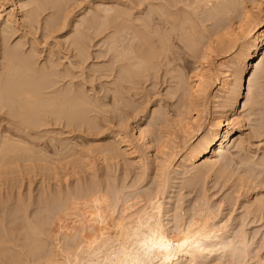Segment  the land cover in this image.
I'll return each instance as SVG.
<instances>
[{"label":"bare ground","instance_id":"1","mask_svg":"<svg viewBox=\"0 0 264 264\" xmlns=\"http://www.w3.org/2000/svg\"><path fill=\"white\" fill-rule=\"evenodd\" d=\"M66 1H34L26 5L29 7L26 11L15 1L11 2L9 11L4 2L0 3V33L3 34L0 44V191L1 195L6 194V199L0 201V264H264V256L261 254L264 238L259 243L256 242L257 232L247 229L250 222L264 219V195L256 193L254 199L248 195L241 205L238 204L244 209L243 212L240 210L241 213L238 216L236 214V218L225 216L226 220H221L219 215L225 205L233 203L232 197L226 196L227 198L212 203L209 194H205V189L202 191L201 184H198L205 181L207 172L209 174L216 167L221 170L219 172L224 173L227 170L225 159L234 161L236 154L239 155L235 151L244 149L247 144L244 131L247 110H243L247 109L248 101L254 100L255 88L259 90L260 97L264 96V87L258 83L260 73L264 72V25L255 18L261 10L262 0H253L255 6L251 9L246 7L248 3L245 4L243 0H153L151 7H154L152 10L156 16L155 21L153 19L154 31L151 32L153 38L148 33L151 36L148 39L147 32L145 34L142 29L140 33L137 30L134 33L144 41L143 46L149 45V50L145 48L137 52L132 44L128 47L119 46L116 38L122 28L121 24L119 30L108 36L112 41L109 52L113 51L112 56L115 57L113 65L119 62L120 68V73L115 74L113 83L111 82L113 85L109 82L113 86L109 102H102L100 96L90 95L84 87L88 80L84 64L90 55L85 43L78 37L70 44H75L77 60L73 61L68 57L70 62L67 66L53 50L42 57L37 41V44L30 41L31 44L28 42V45L19 41L12 45L13 31L23 26L29 30L35 26L38 27L37 30L43 27L46 32L43 34L48 36L57 33L60 27L69 28L72 25L75 31L83 26L89 27L90 17L86 14L81 20L76 17L72 23L62 14ZM99 6L103 7L104 24L115 23L120 19L125 24L124 28L129 30V20L126 19L128 12L120 4L102 2ZM50 9H55V12ZM47 11L50 12L44 19L43 15ZM3 15L5 16L2 17ZM151 40L153 43L150 44ZM241 40L246 43L245 46H239L241 49L239 48L236 60V69L239 70L235 71V92L232 96L229 95L230 98L225 103L227 109L224 111L229 115L226 120L228 126L238 125L237 132L233 128L222 132L221 117L215 118L196 144L192 142L193 138H189L184 142L182 150L178 148L181 156L179 162L176 161L178 164L174 163L173 158L179 153L175 152V147L169 148V145H173L177 128L185 135L192 134L194 127L197 126L196 131L199 128L195 123L201 116L202 101L208 97V85L213 78L210 75L212 60L219 54L232 51ZM192 59L201 61V70L187 89L185 71ZM112 68L108 69V74L113 72L111 76L115 73L110 71ZM149 71L159 76L162 72V79L168 81L164 82L174 83L187 99L179 104L182 108L179 106L178 111L176 110V117L173 116L175 120H170L168 114L153 112L152 115L155 114L156 117L154 121H158L156 124L163 126L158 127L161 136L157 137L151 131V140L146 141L149 130L140 129L136 142L143 145L147 155L143 152L145 156L139 155L138 163L133 166L128 164L124 174L122 173L123 177L109 178L105 173L101 176L98 169L95 170V160L102 162L100 164L104 166L108 161L120 165L118 158L124 151L127 154L137 152V145L128 137V119L119 104L124 100L130 104L131 99L126 94L134 89L135 86L131 85L139 77H146ZM78 77H82L83 83ZM76 79L81 81L75 82ZM246 84L247 92L244 95ZM176 86L172 90H176ZM228 90L229 86L222 84L221 92L226 93ZM244 96L246 102L239 113ZM92 112L106 115L112 113L118 118L119 131L111 134L108 144H97L83 153L76 150L71 145L72 142L66 143L54 136L55 132L58 133V128L55 127L62 123L71 127L75 122L92 126V129L93 126L97 127L98 120H95V116H90ZM190 113H194L196 117H187ZM201 128L200 126V130ZM217 157L224 158L225 163L222 165V162L216 160ZM199 162L203 163L202 167L205 166L206 172H203V168L199 174L198 171L195 173L197 175L192 180L190 178L191 184L194 187L198 185L199 191L196 189L198 197L187 207L183 196L177 192L187 185V179H181L182 176L199 170L201 166L190 171V167ZM247 162L252 163V160L248 159ZM80 164L87 167L84 169L91 176H88L90 180L87 182L83 180L81 168L79 170ZM255 165L256 169L257 166L263 168L264 159L254 163ZM62 169L68 171L64 175L65 180L60 177ZM252 169H249L251 175ZM246 171L245 169V174L248 173ZM255 173L257 175L256 171ZM260 175L261 173L259 178ZM75 177L76 185L70 187L68 178ZM241 177L236 179L240 181L239 189L246 190L245 186L249 181L247 177ZM254 177H248L253 179L250 180L252 185L258 179ZM38 178L42 182H39L42 184V192L38 198L30 190L26 197L23 194L16 202L12 201L10 197L13 193L9 195L11 185L12 189L15 187L18 190L16 188L19 186H25L27 182L30 186ZM254 186L255 189L257 186ZM239 189H235L236 198L242 195ZM248 191L251 190L248 188ZM230 213L232 214L231 211ZM249 217L252 221L248 223L246 220ZM55 227L56 231L53 230Z\"/></svg>","mask_w":264,"mask_h":264},{"label":"rangeland","instance_id":"2","mask_svg":"<svg viewBox=\"0 0 264 264\" xmlns=\"http://www.w3.org/2000/svg\"><path fill=\"white\" fill-rule=\"evenodd\" d=\"M12 1L17 2L18 3V6L21 7L23 10L26 11V10H29V7H27L26 5L29 4V3H31V2H34V1L47 2L48 0H12ZM12 1L11 0L10 1H8V0H0V3H3L4 2L3 4H4L5 8L8 9V11H9L10 10V4H11ZM147 1L145 0V2H144V0H139V1L138 0H134V1L133 0H70V1L67 0L66 1V3H67L66 6L67 5L68 6H67V8L65 6V9L63 10L62 14L65 15L67 19H70L71 23L74 22V20H75L76 17H78V19L81 20L83 18V16H85V14H86V15H88V17H90L89 18L90 19V26L89 27H84L83 26L78 31H75L72 25H70L69 28L68 27L67 28L60 27L61 29L58 30L59 32L57 31V33L55 32V33L51 34V35H54L53 37H51V35H49L50 36L49 37L48 34H43V33H46L44 31V29H42L43 27L41 29L37 30L38 27L35 26V28L32 27L29 30V28L26 27L27 28L26 29L23 26V28H25V29H23L22 27H20V29H18L20 31H18V30L13 31V34L15 36L12 34L13 37L11 36V42L13 43L12 45H14L15 43H17L19 41H22L23 43H26V44H28V42H29V44H31L30 41L32 42V44H34V43L37 44V42H38L37 45H38V47L40 46L39 49H41L40 51L43 53L42 54V57L46 56L49 51H52L53 50V52L58 57H61V59H63L62 62H64L65 65L67 66L68 65V62H70L69 61L70 59L73 60V61H75V59H76L75 56L78 53V51L76 50L75 44H73V46H70V44L72 45L73 40H77V37L79 39L83 40L81 42L82 43H85L86 47L88 48L89 55H90L89 56L90 58H88V60L84 64V68H85L84 71H85V74L88 77L87 78L88 80L86 81V83H88V84L84 83L85 84L84 87H86L88 89V93L90 95H92L94 97H98V98L100 96L102 102H109L110 101V98L112 96L111 89H113V86H111L109 84V82L111 83L114 80L113 78L117 75V73H120V71H119L120 68L118 67L119 62H115L114 63L115 65H113V60H115V57H114V55L112 56L113 51H112V53L109 52V47H110L111 42H112L111 39H109V37H110L109 35L112 34L115 30H119V25L121 24L120 28L121 27L122 28L120 29V32L118 33L117 38H116L117 43L118 44L120 43L119 46L122 45L123 47L124 46H127L128 47L129 44L130 45L132 44L133 47H134L133 49H135V47H136L137 52L140 49H145V48L147 50H149L148 49L149 45H148V47H146V45L143 46L142 43L144 41L141 38L136 37L134 35V33H136V30L140 33V30L141 29H142L141 31L144 30L143 32H145V31L147 32L148 39H149V37H151L153 35L152 33L154 31V24H155L154 21H155V17L156 16H154V11L152 10V8L154 9V7H151V4H152L153 0H147ZM243 1H245V4L248 3L246 5V7L248 6L249 9H251L252 7L255 6L253 4V2H252L253 0H243ZM102 2H104L105 4H118V5L120 4L121 7L128 12V14L126 16V19L129 20V23L127 24L128 27H130L129 30L126 29V28H124L125 27V24H124L123 20L120 21V19H119V21L118 20L115 21L116 24L115 23L104 24V20L102 18L103 15H104V11L102 10L103 7L102 6H99ZM48 6H50V5H48ZM26 7H27V9H26ZM89 9H91V10H89ZM260 9L261 10L259 12H257L258 15H260V16H258L256 14L255 15V18H257L258 20H260L261 23H262L261 25L263 26L264 25V0H262V4L260 6ZM50 10L52 12H55V9H50ZM49 12L50 11H47V13L43 15L44 16L43 17L44 19L47 18V14ZM148 14H149V16H148ZM4 16L5 15H3L2 17H4ZM256 16H258L260 18H258ZM44 19H43V21H44ZM153 19H154V21H153ZM1 20H2V18L0 19V22H1ZM122 22H123V24H122ZM41 24L42 23H40V25ZM145 25H148V26H145ZM114 26H116V29H114L115 28ZM152 26H153V28H152ZM145 27H146V30H145ZM85 29H86V31H85ZM209 29L211 30V26H209ZM35 30H37V31H35ZM27 32H28L29 35L27 34ZM35 32H37V33H35ZM132 32H133V34H132ZM146 32H145V34H146ZM148 33H151V36L148 35ZM122 35L124 36V38H123ZM127 35H128V37H127ZM22 38H23V40H20ZM34 38H35V42H34ZM135 38H137V39H135ZM151 38H153V36ZM2 39H3V34L0 33V44L2 43ZM154 39H152V40H154ZM45 40H47V41H45ZM48 40H49V42H48ZM121 40H123V41H121ZM152 40L150 41V44L153 43ZM241 41L243 42L242 45H241ZM241 41H239L238 46H236V48L232 49V51L228 52L227 54H225V53L219 54L218 56H216L212 60L211 67H210V69H211V74L210 75L213 78H211V81L212 82H209V85H208V89H209L207 91L208 97L205 100L202 101V107L200 109L201 110V112H200V115L201 116H199L200 122L198 120V122L195 123V126L196 125H199V128H197V131H196V127L197 126L194 127V132H196V133L192 132V134H190L192 136L191 137L189 134H186L185 135L183 131H178V128L176 130V129H174V126H172L173 129L176 130L177 132H175V135L173 137V145L170 144L169 145L170 146L169 148H171V146H173V147H175V152L176 153H179V155L177 154V156H175L173 158V160L175 159L174 160V163L179 162V158L181 156L180 151L182 150V147L184 145V142H186L189 138H193V141L192 142L196 144L200 140V138L202 137V135L204 134L205 130H207L211 126L212 121L215 118L218 119L219 117H221L220 119L222 121V127H221V131L222 132H225L229 128L230 129L233 128L234 129V132H237L236 129H237L238 125H234L232 127H229L228 126V121H226L229 115L226 112H224V111L227 109L225 107L226 106L225 103L227 102V99L230 98V96H232L231 94H234V92H235V87H236V85L234 84L235 81H236V79H235L236 78L235 71H238L239 70V69L238 70L236 69L237 68L236 67V60H237V56L240 53L239 50L241 49V47H239V46H245V43H246L243 40H241ZM40 42L41 43L43 42V43L41 44ZM55 44H57V45H55ZM90 44H91V46H90ZM115 44H116V42H115ZM135 44H136V46H135ZM148 44H149V42H148ZM58 48H60V49H58ZM47 49H50V50H47ZM70 49H71V51H70ZM114 54L116 55V53H114ZM113 57H114V59H113ZM64 58H66V59H64ZM200 62L201 61L198 60V59H192V60L189 61L190 64L188 63L187 70L185 71L186 79L188 78L187 81L185 79V82H188V83L185 84L186 85L185 88L189 89L190 88V85L189 84H191V82L196 78L195 76H197L199 74V72L201 70V63ZM120 65H121V63H120ZM110 67L111 68L112 67L114 68V69L112 68V70H110V71H115V73L112 74V76L110 74L113 73V72H111V73L108 74V69ZM117 71H119V72H117ZM153 73L154 72H152V71L150 73H147L146 77H143L145 79H143L142 77H139L137 79V81H134L133 85H131L133 87L135 86L134 89H132L133 88L132 87L131 88L132 90H130V92H129L130 94H126V97L129 96L128 99H131L130 100V104H129L128 101L126 102V100H124L125 102L122 100L123 102H120V104H119V107L121 108L122 113L124 114V116L126 115V117L128 119V132H127V134L129 135L128 136L129 139L132 142L134 141L133 144L134 145H137V148L135 146V151L137 149V152H135L133 154L130 153V152H128V154H127V152H125V151L123 152L122 151L123 154L121 155L120 158H118V161H120V165H117L116 162H113V163L111 162L110 163V161H108L109 163L108 162L105 163V166H104V164L103 165L100 164L102 162H100V161L98 162L97 160H95V165H96L95 170H97V169L99 170V171L97 170V172H99L98 173L99 175L102 176V174L105 173V175L108 174L107 177H109V178L110 177H113V176L114 177L115 176L123 177V174H124L125 169L127 168L128 164H129V166H133V164L135 165L136 162L137 163L139 162V155H140V157L147 155L146 154L147 152H144V149L145 148H142L143 145L140 144L141 145L140 146L139 143L136 142V138L139 136L140 129L141 128L144 129V130L146 129V131L149 130L147 132L146 141H150L151 140V134H150L151 131L154 132V134H156L157 137L161 136V130H160V128L163 127V126H158L156 124V122H158V121H156V119L154 121V117H155L154 115L155 114L152 115L153 112L154 111H157V112H160L162 114H164V113L165 114H168L167 116L170 118V120H175L176 110L181 107L179 104H181L182 101H184V100L187 99V97L183 95V91L180 88H179L180 89L179 90L174 83L172 84V82H171L169 84V83L164 82V81H167V79H165V78L162 79V77H163L162 72H160V76L158 74L154 75ZM173 74H175V73H173ZM161 75H162V77H161ZM106 77H107V79H106ZM78 78L81 79L82 80L81 83H83L82 77L81 78L78 77ZM79 79H76L75 82H77V80H79ZM81 80H79V81H81ZM258 83L261 84L264 87V72L263 71L260 73V76H259V79H258ZM222 84H226L227 86H229V90L226 93H222L221 92V90H222ZM236 84H237V82H236ZM174 86H176L175 87L176 90H172L174 88ZM232 86L233 87L235 86V87L233 88ZM246 88H247V84H246V87H245V90H244V95L247 92ZM108 91H110V93ZM170 92H173V93H170ZM255 92L256 93H254V94L256 96H254V100L252 99L251 102L248 101V103H247V109L243 110V108H242L244 102H246L245 101L246 100L245 96L243 97V99L241 101L242 104L240 105L241 107L239 109V113L242 112V110L244 112L247 110L245 112V114L247 116L245 123L247 125L245 126L246 128H244L245 135L247 137V144H245L244 149L242 148L244 151L243 150L235 151L239 155L237 156V154L234 152L236 154V157H237V158L234 159V161L228 159V160H230L228 162V160L225 159L226 160L225 167H227V170H224V173L219 172L221 170H219L216 167L215 169H213V171H210L209 174L207 172V175H209V176L207 177V175H206V179H205L206 182L204 180H202V182H199L198 183L199 185L201 184L200 185L201 186V190L203 191L205 189V194H207V193L209 194V195L208 194L207 195L209 197H211L210 198L211 199L210 201L212 203L218 202V201L222 200L223 198H227L228 196H231L232 197L234 204L237 202V205H234L233 203L232 204L230 203L231 204L230 205L228 203V205H225L224 206L225 209L222 210V212H221L223 214L221 215V213H220V215H219L220 216L219 218L221 220H226L225 219V216H226V218H228V217L230 218V216H231V218H233V216H235L236 214L238 216L241 212H243L242 210H244V209L243 208H240L239 205L242 204V202L244 201L243 199L246 198L248 195H249L250 198H253L254 196H256V193L257 194H260V195H264V186H263L264 185V182H262V181H264V180H262V179H264V178H262V177H264V173H263L264 172V167L263 168L262 167L260 168V166L259 167L257 166V169H256V165L254 166V163H259L262 160V158L264 159V96L263 97L262 96L260 97L259 96L260 94H258L259 90L256 89V88H255ZM95 93H96L97 96L95 95ZM184 97H186V98H184ZM261 102H262V104H261ZM123 104H125V105H123ZM128 105H130V106H128ZM100 114H101V116H100ZM127 114H128V116H127ZM91 115L92 116H95L96 117L95 120H98L99 121V122L97 121V123H98L97 124V127L93 126V129H92V126L91 127L90 126L88 127V125H86V124L79 125L80 123H78V122H75L73 124L74 127H73V125L71 127V126L67 125L66 123H62V124H60L61 126L58 125L57 127H55L56 129L58 128V130H56V131H58V133L55 132L54 133L55 134L54 136H56L57 139L60 138L61 140H63V142H66V143H71L72 142L73 144L71 143V145L76 150L81 151L83 153H84V151L85 152H88L89 149L93 148V146H97V144H98V146H103L105 144H108L109 143L108 142L109 139L113 135L112 133L119 131V127H118V124L119 123L117 121L118 118L115 117V115L112 114V113L111 114L108 113L106 115V114H103L101 112H92L90 114V116ZM174 115H175V117H173ZM192 115L195 116L194 113H190L187 117L190 118ZM116 118H117V120H116ZM112 119H115L116 121L115 120H112ZM111 121H113V122H111ZM198 123H200V124H198ZM64 126H66V127H64ZM200 126L202 127L201 130H200ZM158 127H160V128L158 129ZM60 129H62V130H60ZM156 130H157V132H156ZM100 131H101V133H100ZM60 132H62V133H60ZM72 132H74V133H72ZM96 132H97V134H96ZM158 132H159L160 135L158 134ZM162 136H165V135L162 133ZM64 140H66V141H64ZM248 140H249V142H248ZM74 144H75V146H74ZM155 145L158 146V144H156V143H155ZM139 147L141 148V150H140ZM155 148H156V146H155ZM178 148L181 149V150H179ZM177 150H179V151H177ZM143 152H144L145 155L143 154ZM125 153H126V155H125ZM153 157H155L154 154H153ZM121 158H122V160H121ZM242 159H243V161L244 160L245 161L244 162L241 161ZM248 159L249 160H252V163H248V162H250V161L247 162ZM216 160L218 162H222V165H223V163H225L224 158L217 157ZM219 160H221V161H219ZM253 161H254V163H253ZM257 161H259V162H257ZM96 162H97V164H96ZM245 162H247L248 165ZM242 164H243L244 167L242 166ZM250 164H251V167H250ZM196 165L194 167H190V171L191 170L198 169L201 166L200 169L199 170H196V172L195 171H191L189 174H187L189 176L186 175L187 177L186 176H182L181 179H183L184 177L187 179L186 180L187 181L186 182L187 185H185V187H184L183 190L178 189L179 191L177 192L181 196H183L182 198H184L183 200L185 201V203H186L185 205L187 207L190 206L191 205L190 203L191 202L193 203V201L198 197V192H196V189H197V191H199L198 185L196 186L197 188L194 187L193 184H191V182H190V178L192 180V178H194L197 174H199L200 172L203 171V168L205 169V166L202 167V165H203L202 162H199ZM246 165H247V168H246ZM78 167H79V170L81 168V171L80 172L83 171V173H82L84 175L83 180L85 182H87L88 180H90L89 178L91 176L89 175V172L86 173L87 170L85 171V169L87 167H84V164L83 165L80 164V165H78ZM245 169L247 170L246 172H248L246 174L244 172ZM249 169H252V172H253L252 175L253 176L251 175V170H249ZM117 170H118V172H117ZM197 171H198V173H197ZM255 171L257 172V175H256ZM192 172H193V174H192ZM203 172H206V169ZM60 173H61L60 174L61 175L60 177L62 179L64 178V180H65V176L68 173V171L65 172V169H62ZM62 173H64V174L62 175ZM195 173H197V174L195 175ZM260 173H261V175H260V178H259V174ZM111 174H113V175H111ZM121 174H122V176H121ZM213 174H214V176H213ZM239 175H240V177L242 176L241 178L247 177L246 179H248V181H249L248 182L249 184L247 185V187L251 190V191H248L249 194L247 192L248 188L246 186H245L246 190L244 188L243 189H239L240 181H237L236 180V179H238ZM243 175H245V176H243ZM88 176H90V177H88ZM240 177H239V179H240ZM248 177H252V178L254 177V179H257L258 178L260 180H258V179H257L258 181L257 180H254V183L252 185V182L250 180H253V179L248 178ZM226 181H228V182H226ZM39 182L42 183L40 181V179L38 178L30 186H29V183L28 182L27 183L25 182L26 183V184L24 183L25 186L23 185L22 187H20L19 185H17V186H19L18 188H16L18 190H15V187L12 189V185L10 183L11 187H9V195L11 196V194L12 193L13 194H12L11 197L9 195L8 196L10 198H12V201L13 202H16L18 200V198H20L21 196H23V194H25L23 197H26V195H28V193L32 191L33 192L32 195H35V197L38 198V195H40L41 192H42V188H41L42 184H40ZM68 182H71L70 183V187H74L76 185V177L74 179L73 178H68ZM255 182H256V185L255 186H257V187L254 189L253 186H254ZM259 182L262 183V184L259 185L260 184ZM213 183L214 184L216 183V186ZM236 184H237L238 187H236ZM190 185H192V186L190 187ZM226 185H227V187H226ZM192 188L195 190L193 193L190 192L191 190H193ZM0 189H1V187H0ZM65 189H66V186H65ZM235 189L236 190L239 189L240 192H241L240 194H242L241 197H238L239 199L236 198L237 197V194H235ZM241 190H244V191H241ZM216 191H217V193H216ZM262 191H263V194H262ZM250 192H251V194H250ZM19 193H21V194H19ZM179 194H178V197H181ZM214 194H216V195H214ZM225 194H227V195H225ZM1 196H3V199H2ZM200 197L201 196H199V198ZM0 198H1L0 201L5 200L6 199V194H4V195L2 194L1 195V191H0ZM235 198H236V200H235ZM254 198H256V197H254ZM237 199H238V201H237ZM238 206H239V209H238ZM240 210H241V212H240ZM230 211L232 212V214L230 213ZM229 214H231V215H229ZM237 216H235V218ZM247 221L249 223L250 221H252V218L249 217L246 220V222ZM258 221L259 220L256 219V221H255L256 223L255 222H253V223L250 222L249 225L247 226V229L249 231H254L255 230L257 232L256 242L259 243V241H262V239L264 238V230H263L264 229V219L261 220V221H259V222ZM53 230L56 231L57 230V227H55ZM261 254L264 256V249L261 251Z\"/></svg>","mask_w":264,"mask_h":264}]
</instances>
